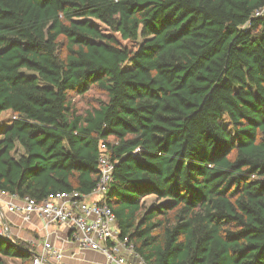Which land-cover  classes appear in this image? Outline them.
I'll return each instance as SVG.
<instances>
[{"label": "trees", "instance_id": "16d2710c", "mask_svg": "<svg viewBox=\"0 0 264 264\" xmlns=\"http://www.w3.org/2000/svg\"><path fill=\"white\" fill-rule=\"evenodd\" d=\"M263 7L0 0V191L88 195L104 142L106 200L147 264H264ZM36 254L0 236V264Z\"/></svg>", "mask_w": 264, "mask_h": 264}, {"label": "built area", "instance_id": "2783aa9c", "mask_svg": "<svg viewBox=\"0 0 264 264\" xmlns=\"http://www.w3.org/2000/svg\"><path fill=\"white\" fill-rule=\"evenodd\" d=\"M263 14L264 7L256 12V16ZM115 165L116 162L109 156L106 143L102 142L99 157L100 179L90 194L61 191L50 195L41 203L26 196L19 198L17 203H8V209L23 215L25 219L33 214L40 215L47 227L55 223L64 225L81 248L103 254L105 264H147L135 251L134 245L128 242V238L120 237L116 215L106 200ZM0 194L9 195L3 191ZM0 236H10L6 234L2 214ZM63 258L64 253L46 238L37 249L33 264H62Z\"/></svg>", "mask_w": 264, "mask_h": 264}, {"label": "crops", "instance_id": "0c3cea01", "mask_svg": "<svg viewBox=\"0 0 264 264\" xmlns=\"http://www.w3.org/2000/svg\"><path fill=\"white\" fill-rule=\"evenodd\" d=\"M10 202H19V197L0 194V214L2 219L6 220L10 233L15 237L36 245L37 249L48 238L64 253L62 264H105L103 254L81 248L64 225L55 223L47 227L44 218L37 214L25 219L23 215L8 209L7 204Z\"/></svg>", "mask_w": 264, "mask_h": 264}, {"label": "rangeland", "instance_id": "374dc122", "mask_svg": "<svg viewBox=\"0 0 264 264\" xmlns=\"http://www.w3.org/2000/svg\"><path fill=\"white\" fill-rule=\"evenodd\" d=\"M74 98L77 102V105L80 107V109L84 110L88 108L90 105H96L99 100H106L107 97L103 90H101L98 87H94L86 94V96H83V97L74 96ZM13 117H14V114L11 111H3L0 114V123L7 124L10 122V120ZM144 199L147 204H152L156 201L154 196H149ZM9 237L18 238V237H15L13 234H10ZM7 264H21V260L19 258H7Z\"/></svg>", "mask_w": 264, "mask_h": 264}, {"label": "water", "instance_id": "95a60500", "mask_svg": "<svg viewBox=\"0 0 264 264\" xmlns=\"http://www.w3.org/2000/svg\"><path fill=\"white\" fill-rule=\"evenodd\" d=\"M2 220H3V223H4V225H5V231H6V234L9 236V235H10V230H9V228H8L7 222H6V220H5L4 218H3Z\"/></svg>", "mask_w": 264, "mask_h": 264}]
</instances>
